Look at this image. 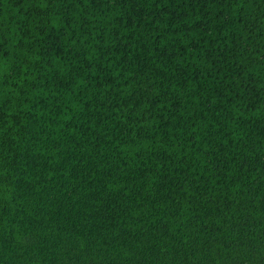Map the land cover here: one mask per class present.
I'll return each mask as SVG.
<instances>
[{
    "label": "trees",
    "instance_id": "obj_1",
    "mask_svg": "<svg viewBox=\"0 0 264 264\" xmlns=\"http://www.w3.org/2000/svg\"><path fill=\"white\" fill-rule=\"evenodd\" d=\"M0 264H264V0H0Z\"/></svg>",
    "mask_w": 264,
    "mask_h": 264
}]
</instances>
